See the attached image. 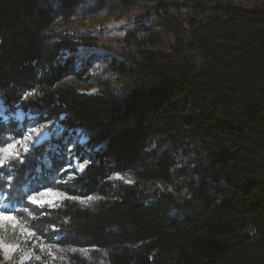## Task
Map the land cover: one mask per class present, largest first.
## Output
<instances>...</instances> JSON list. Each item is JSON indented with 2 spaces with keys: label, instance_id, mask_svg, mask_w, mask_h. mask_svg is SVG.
Listing matches in <instances>:
<instances>
[{
  "label": "trees",
  "instance_id": "16d2710c",
  "mask_svg": "<svg viewBox=\"0 0 264 264\" xmlns=\"http://www.w3.org/2000/svg\"><path fill=\"white\" fill-rule=\"evenodd\" d=\"M82 1L0 0V98L11 117L0 123V139H19L28 123L51 120L87 137L58 152L41 143L3 172L15 173L20 189L60 181L59 191L69 195L104 197L91 207L65 201L36 209L38 236L88 254L57 252L63 259L53 260L45 253L24 264H264V0H217L220 14L205 18L173 15L167 0H146L161 9L159 26L173 39L154 37L132 53L103 35L56 26ZM111 1L129 7L138 0ZM92 48L110 55L107 68L124 80L122 91L83 90ZM32 89L38 94L23 99ZM19 108L36 116L20 123ZM193 150L209 162L189 183V196L178 200L152 188L171 182L179 155ZM75 157L92 163L78 174L67 168ZM21 205L35 208L26 198ZM20 256L4 262L0 251V264H19Z\"/></svg>",
  "mask_w": 264,
  "mask_h": 264
},
{
  "label": "rangeland",
  "instance_id": "374dc122",
  "mask_svg": "<svg viewBox=\"0 0 264 264\" xmlns=\"http://www.w3.org/2000/svg\"><path fill=\"white\" fill-rule=\"evenodd\" d=\"M167 1V8L173 15L192 17L199 15L202 16V18H205L210 15L220 14L215 7L217 0H207L202 4H197L196 0ZM233 2L240 5L253 6L261 3L262 0H233ZM116 3V1L111 0H105L104 2H99L97 0H83L75 13L67 12L68 14L65 13L67 17L60 15L56 20V26L65 32H85L91 33L95 36L103 35L112 46L125 51L128 50L129 53H132L133 49L136 47L138 48L140 46L141 48H145L146 46H149L154 37H162L166 42H170V40L173 39L170 29L162 30L161 26H159L160 21L157 20V13H159L158 11H161V9L156 8V2L138 0L129 7H120ZM90 53L94 55L93 63L83 81L80 82L83 90L92 92V89L98 91L101 88H110L115 91H122L125 88L124 80H121L119 76L107 68L110 55L105 56V51L98 48H92ZM83 54V50L78 51V64ZM24 117L25 114L20 110L15 113V118L19 119L20 122H22ZM51 122V127L53 129L59 128L63 131L59 135L50 136L47 140L42 142L46 143L48 148L52 146L51 149H55L58 152L59 150L63 151L65 147L71 148L75 146V142L81 138H84L87 141V137L82 130H77L76 132L66 131L61 123L54 120H51ZM38 126L39 125L24 127L22 135L23 133H27L30 128H36ZM50 142L53 143L50 144ZM197 144V142H194L192 145ZM197 152L198 151L193 150L183 156L179 155V163L177 166L180 170L176 172L174 179L171 182L157 181L152 184V188L159 191L170 192L174 198L184 200L186 196H189V183L200 180L206 172L205 168L208 166L209 159L207 155L204 152L200 154ZM78 163L82 162L75 157L70 164L72 167L67 168L72 171L77 170L76 165ZM78 174H80L79 171ZM34 189L37 192L43 190V188ZM38 198L51 199L52 196L46 195ZM0 240L7 245L19 246L17 251L9 253L10 258L8 259L5 258L4 251H2L5 258L4 262L10 261L13 254L16 252H21L18 261L19 264L35 261V258L32 256L27 260L23 259L30 250L34 249V244L33 241L28 240L19 229H12L9 227L7 231H0ZM36 242L39 243L40 241ZM34 251L35 255L41 256L42 259H45V253H41L39 249H34ZM44 264L50 263L45 262Z\"/></svg>",
  "mask_w": 264,
  "mask_h": 264
},
{
  "label": "snow or ice",
  "instance_id": "6c2138e0",
  "mask_svg": "<svg viewBox=\"0 0 264 264\" xmlns=\"http://www.w3.org/2000/svg\"><path fill=\"white\" fill-rule=\"evenodd\" d=\"M96 89H92V92H96ZM38 94L37 89H32L29 92H25L23 99L27 100ZM19 118V117H17ZM11 117L7 114V109L0 107V123L7 122ZM52 122L49 121L47 124L39 125L36 128H30L27 133H23L21 138H17L12 135H8L3 139H0V231H7L9 227L12 229H19L20 232L28 239L32 240L34 244V249H39L41 253H46L48 256L52 257L53 260L57 258L63 259V257H57V252L67 251L70 253L84 252L87 256V251L82 249H62L60 248L59 239L57 243H48L42 235L38 236V233L42 230L38 228L33 221L39 219L33 213L36 209L45 208H58L62 207L65 201H72L78 203L83 207H91L95 201L103 200L104 197L99 195H85V196H73L69 195L67 192L59 191L60 181H54L55 188L45 187L42 191L37 192L29 184H26L23 189H20V178L16 176L15 173L11 171L5 175L3 169H12L17 165L24 163L25 157L34 148L41 145L42 142L47 140L50 136L59 135L63 130L51 127ZM77 143L83 145L86 143L84 138H81ZM92 163L91 160L85 159L82 163H78L76 168L79 172H84L86 168ZM68 167H72L69 165ZM66 171V169H62ZM67 179H75V173H68ZM110 179H112L110 177ZM116 179L124 180L123 176L117 174ZM126 183H134L133 180L129 179L124 181ZM5 187L13 189V191H5ZM15 192H19V197L15 195ZM31 193V194H29ZM46 195H51V199H39L38 197H43ZM26 198L28 205L35 206L31 208L29 206L21 205L19 208L17 204ZM68 222L67 220L65 221ZM52 231L54 233L58 232L53 226ZM48 239H52L49 237ZM36 241H40L37 243ZM19 249V246L7 245L0 240V251H4L5 258H10L9 253L15 252ZM30 250L23 259L27 260L30 256L34 257L35 260H41L42 257L35 255V251ZM56 249V251H53ZM6 250V251H5ZM107 255V253H105Z\"/></svg>",
  "mask_w": 264,
  "mask_h": 264
}]
</instances>
